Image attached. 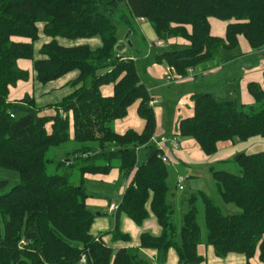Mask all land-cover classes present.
I'll use <instances>...</instances> for the list:
<instances>
[{"label":"trees","instance_id":"obj_1","mask_svg":"<svg viewBox=\"0 0 264 264\" xmlns=\"http://www.w3.org/2000/svg\"><path fill=\"white\" fill-rule=\"evenodd\" d=\"M122 3L133 20L147 19L160 40L188 42L155 54L156 62L173 67L181 77L215 60L223 49L239 47L242 36L253 49L264 47V0H0V169L21 176L8 191V180H0V264H83V255L84 264H151L144 249L157 250L163 261L171 248L179 264H207L200 245L212 246L217 257L242 254L246 264H253L258 253V264H264V150L240 155L241 175L212 169L220 197L241 213L224 214L206 192L196 191L184 199L188 211L178 230L168 199V164L159 157L163 150L152 143L157 128L154 98L135 60L116 49L120 37L113 16ZM211 18L228 22L225 36L212 33ZM39 23H44L43 32L51 40L35 56ZM134 23L127 19L129 30L134 31ZM94 36L101 38L97 48L58 42L59 37ZM19 59L33 60L42 84L79 71L72 83L78 87L56 104L55 114L41 115L30 95L9 101L10 87L30 78ZM106 84H114L113 95L101 93ZM248 86L262 102L259 108H239L236 100H219L212 92L194 93V113L180 119L179 135L194 139L208 156L218 152L221 142L264 137V88L256 82ZM137 102L144 129L116 132L109 124L126 117ZM69 141L76 147L56 163L62 172L51 173L55 160L48 158L49 151ZM144 146L149 149L147 159L137 165V151ZM113 159L127 179L132 176L118 214L142 225L150 215L149 205L162 227L159 236L143 233L139 247L107 245L102 237L111 232L115 241L130 240L118 227L96 237L91 233L96 214L87 204L91 195L86 174L109 173ZM98 160L107 163L97 164ZM199 202L204 207L203 244Z\"/></svg>","mask_w":264,"mask_h":264},{"label":"crops","instance_id":"obj_2","mask_svg":"<svg viewBox=\"0 0 264 264\" xmlns=\"http://www.w3.org/2000/svg\"><path fill=\"white\" fill-rule=\"evenodd\" d=\"M211 19H215V18H211ZM211 19H210V23H211ZM215 20H217V19H215ZM218 21H220V20H218ZM134 22H135L136 26L138 27V29L141 30L142 34L144 35V38L146 39V43H147L148 48H149V52L146 55L142 56L141 58H148L151 50H153L154 48H164L165 45H167L169 43H170V45H173L175 48H178L180 46H186L188 44V42L186 40L173 39L170 42L161 40L165 44L163 47H151L150 45L152 43L157 42L160 39L157 37V34H156L154 28L152 27V25L150 24V22L144 18H140V20H138V18H135ZM38 27H39V37H40V31L42 30V32H43L44 23H39ZM226 29H227V25H226ZM211 31H212V25H211ZM212 33H213V31H212ZM225 34H226V31H225ZM225 34L224 35H217V36H225ZM242 37H240V43L243 42ZM22 38H24V37H22ZM14 39L16 41H30V39H28V38H26L25 40H21V39H19V37H15ZM123 39H126V38H123ZM45 40L46 41H44L38 47L39 50L42 47V45L44 43L49 42L51 40V38L46 35ZM120 40H122V39L120 38ZM125 41H127V40H125ZM246 41H247V39H246ZM246 41L243 42V50H245V51L255 50L250 46L249 42L248 41L246 42ZM98 42L99 41H97V43H95V45L98 44ZM78 45H81V44H78ZM101 45H102V42L100 45H98L96 47H92V48H97ZM72 46H75V45H72ZM131 47L132 48L134 47V42L132 43ZM227 50L228 49H223L221 51L220 56H218L215 60L210 61V62H206V63H203V64L197 66L186 77L180 76V78H177L178 74L174 70L171 73L172 78H174V79L169 80L167 78L169 66H167L166 64L157 62L159 64L154 65V71H150L151 75H149L150 80L153 79L152 81L154 82V84L148 85L149 82H151V81H149L147 84L146 81H144L141 78L142 82L146 85L150 95L154 98L153 101L151 102V104L154 108V111H155L156 121H157V128H156V132H155L154 137L155 136H160V137L161 136H168V139L160 146V148L163 150V154L168 156L170 163H172L174 165L176 164L175 159H178L181 161H183V160L188 161V157L186 155V153H187L186 150L190 151V150L197 149V152L199 153L201 158H206L204 156L205 153L203 152V150L201 149L199 144L194 139H192V138H185L184 139L183 138L182 141H180L178 139L177 136H180L178 133V123H179L180 119L190 117L193 115L194 108H193V101L191 99V96L194 93L212 92L215 95L223 94V96L228 94L229 96H231V98H233L234 92L236 91V89L227 88V87L223 86V83H224V85H225V83L229 84V82H231L232 80L235 79L234 75H230L233 72L230 70L234 67L233 66L234 63L239 61L240 57L235 56V55H226L223 51H227ZM232 50H234V49H232ZM126 51H127V45L119 54L124 56V57L134 59L136 64H137L140 57L135 56L133 54V52H131L130 54L127 55V54H125ZM18 65L20 68L29 71L30 79H31V77H34L35 71H34L33 60L19 59ZM262 65L264 66V62L262 63ZM226 71H230V72L226 73V76H225L226 79L222 83V81L220 80V77ZM247 71H249V70H247ZM78 76H79L78 70L71 71V72L67 73L66 75H64L63 77L47 83L48 85L49 84L51 85L49 88H46V86H47L46 84H44L46 86H42L40 84H37V85L35 84V86H34L31 84L30 79H28L29 81L28 80H20L17 82V84L15 86L10 87L9 101L21 100L26 95H30L31 97H34L36 104L38 105V107L41 108V115L50 116V115L56 113V104H58L60 101H62V99L64 97H66L69 94H71L72 92H74L75 89L78 87V86L75 87L72 85V83L75 81V79L78 78ZM165 76H166V78H165ZM250 76H251V73L246 75V77H250ZM35 78H36V75H35ZM175 80H176L177 84H174L171 87L170 85H171L172 81H175ZM248 83H250V81L242 83V92H243V96H244L246 101H249L252 98L250 92L247 90V84ZM165 86H168V87L170 86L169 89H171L172 92H175L176 93L175 95L179 96L178 98H181V94L183 93L184 94L183 96L187 102L183 105L179 101L176 104V108H174V114L172 115V117L167 112V109H163V108H161V106H156V102L158 101L157 98H159L160 90ZM64 87H65L64 90H66V93L60 99H56L55 97H53V98L50 97L51 94H49V93H53L54 91H58V89H61ZM33 88H34V90H35V88H37L36 94L33 93V91H32ZM183 88H185V89H183ZM213 88H215L217 91L215 89H214L215 91H213ZM225 89H229V93H227ZM101 93L104 96L113 95L114 94V84H106V85L101 86ZM230 100H236V99H230ZM138 105L139 104L137 102V103H134L130 107L135 112L134 113L135 116L133 118H129V120H128V117L130 116V112H131V110H130V112H128V115L126 117H124L125 120L122 121V120L117 119L118 120V122H117L118 123V129L115 130L116 132L123 134L126 131H128L129 129L136 130L137 132H141L144 129L145 120L143 118H141L138 114ZM63 115H65V114H63ZM168 127H170V132L167 130ZM48 129L51 130L50 125L48 126ZM174 140L178 141V148L174 147V145H173ZM236 141L221 142L219 144V149L224 148L227 151H231V148L234 146ZM195 142L197 143L198 146H196ZM152 143H155L154 139H152ZM144 147H146V146H144ZM144 147L139 148L137 152L139 153L141 150L144 149ZM199 148L201 149V151L204 154H201V152L199 151ZM233 149H234V147H233ZM148 150L149 149L147 147L146 153L143 157L145 160L147 159V156H148ZM240 152L242 154V151H240ZM108 175L107 174H101V173H99V174H86V178H87L86 182L88 179H101V180L103 179V180H105L106 178L109 177ZM131 177L128 178L126 187L128 186V184L131 180ZM115 178H113L112 180L114 181ZM125 190H126V188H125ZM87 204H88V206L91 204L92 206H94L95 210L98 211V213L96 214V218H95V221L93 223L92 229H91V233L93 234V236L96 237V236H99L100 234H103L105 232H109V231L111 232L117 227L121 233L128 234L130 236L129 241H125V240H121V239L115 241L113 239V233L112 232L104 235L102 237V239L106 242L107 245L112 246L115 249L122 248V247H139L141 245V235L143 233H150L153 236H159L162 233V227L159 224L156 216L150 210L149 205L147 207L149 212L151 213L149 215V218H147L143 222L142 225H138L127 214H125V213L118 214V212H117L118 209L117 210H111L110 206L114 203L109 202V204L106 206V201H105L104 197H99L98 199L90 197L87 200ZM199 251L201 252V254L206 255L207 264L209 262H210V264H246L247 263V258L244 255L237 254V253H231L228 256H226L224 258V260H221V258H219L215 255L214 249L212 246L200 245ZM143 252L146 253L149 258L156 259L159 264H179V257H178L177 252L174 249H170L168 251L167 257L163 261L159 259L157 250L144 249ZM256 255L258 256V260H259L258 253ZM251 262H252V260H251ZM252 263L258 264L255 262H252Z\"/></svg>","mask_w":264,"mask_h":264},{"label":"rangeland","instance_id":"obj_3","mask_svg":"<svg viewBox=\"0 0 264 264\" xmlns=\"http://www.w3.org/2000/svg\"><path fill=\"white\" fill-rule=\"evenodd\" d=\"M127 19H130L134 22V20L131 18L127 5L125 3H122L119 8V11L113 16V21L119 27V37L122 40H127L126 41L127 51L125 52V54L128 55L131 52H133L135 56L140 57L137 63L139 74L141 78L144 81H146L147 84L149 81H151L149 82L148 85H153L154 84V82L152 81L153 79L150 80L149 75H151L150 71H154V65L159 64L155 61V54L161 52L162 50H173L175 49V47L173 45H170L169 43L165 45L164 48H154L153 50H151L148 58H141L142 56L146 55L149 52L146 39L144 38V35L142 34L141 30L138 29L135 23H134V31L128 29ZM227 23H228L227 21H218L215 19H211L213 33L215 35H224L226 31ZM39 38L40 39H38L34 43L35 56H39L38 47L40 46V44L46 41L45 40L46 35L42 32V30L40 31ZM19 39L25 40L26 38L19 37ZM242 40L243 42L246 41L244 37H242ZM97 41L99 42L98 44L95 45ZM130 41L131 44L129 43ZM58 42L60 44H63L64 46L87 44L91 47H96L101 44V38L99 36H94L89 38H78V39H66L63 37H59ZM133 42H134V47L132 48L131 46ZM243 42L240 43L239 47L234 50L223 51L226 55H235L240 57L239 61L235 62L233 65L234 67L230 70L233 71L232 74L230 75H234L235 79L229 82V84L225 83L224 85L223 81L226 79L225 77L226 73H229L230 71H226L220 77L223 86L230 89H236V91L234 92V96L233 98H231V96H229L228 94L224 96L223 94H217L216 97L219 100L236 99L239 108L248 110V108L251 106L255 108H259L262 102L257 101L256 98L251 94L248 86L249 83L247 84V90L250 92L252 98L251 100L246 101L242 92V83L248 81L256 82L264 88V66L262 65V63L264 62V47L259 50L245 51L243 50ZM179 48H183V47H179ZM117 52L120 53L118 50ZM248 72L251 73L250 77H246V75L249 74ZM177 78H180V76L177 75ZM30 80H31V84L34 86L35 84L36 85L40 84L42 86L47 85L46 88H49L51 86L50 84L44 85L39 81H37L35 75L34 77H31ZM174 84H177L176 80L172 81L170 86L172 87ZM169 87L165 86L160 90V94H159V98H157L158 101L156 102V106H161V108L167 109V112L172 117V115L174 114V108H176V104L179 101L183 105L187 102L183 96L184 95L183 93L181 94V98H178L179 96L175 95L176 93L172 92V90L169 89ZM36 89L37 88H35V90L34 88L32 89L33 93L35 94H36ZM64 89L65 87L58 89V91H54L53 93H49L51 94L50 97L52 98L55 97L56 99H60L66 93V90ZM214 89L215 88H213V91L216 90ZM225 90L227 93H229V89H225ZM129 112H130V116L128 117V120L129 118H133L135 116L134 115L135 112L133 111V109L130 108ZM119 120L123 121L125 120V118H121ZM117 122L118 120H114L109 125L114 130H116L118 129ZM167 130L170 132V127H168ZM162 137L168 139V136H161V137L155 136L154 140L158 142ZM177 137L180 141H182V139L184 138L181 136H177ZM195 144L196 146H198L196 142ZM75 147H76V143L74 141H69L58 148H52L48 153V158L54 159L55 161L49 167V171L51 173L62 172V170H58L56 168V163L62 159V155L64 153L73 150ZM233 147L231 148V151H227L224 148H220L218 152L212 156L205 155L199 148L201 154H204L206 158H201V156L197 152V149L190 151L186 150L188 161L185 160L181 161L174 158L176 160L175 165L170 162L167 163L170 173L168 184L171 187V193L168 199L169 202L174 206L173 220L176 223L179 231L183 225L184 214L188 211V204L187 202L184 201V199L191 196L196 191L206 192L221 208L224 214H238L242 212V210L238 208L236 205L226 204L222 200L217 190L215 180L213 178L212 169L225 170L237 175H241L242 168L237 159L241 155L240 151H242V153H255L264 150V137L257 136L248 141L237 140ZM146 150L147 147H144V149L138 153L137 165H141L145 162V159L143 157L146 153ZM96 163L106 164L107 162L106 160H98L96 161ZM110 163L112 164V169L109 173H107V175L109 174L108 175L109 177L106 178L105 180L88 179L86 182V187L88 193L91 195V198L98 199L99 197H104L106 201V206L109 204V202H112L116 206H119L122 201L128 179L120 171L118 167L119 162L117 159H113L112 161H110ZM178 175H181L185 178V181L183 183L184 185L183 190H180L177 187ZM113 178H115L114 181L112 180ZM3 179L8 180V186L6 191L10 190L13 186L21 182V176L19 172L10 169L1 168L0 180ZM89 208L93 210L95 214L98 213V211L95 210L94 206H92L91 204L89 205ZM198 221L203 229V242H202L203 244L206 242L205 241L206 228H205V219H204V207L200 202L198 204ZM219 258H221V260H224L225 257H219ZM252 262L259 263L257 255L253 257ZM208 264H210V262Z\"/></svg>","mask_w":264,"mask_h":264},{"label":"built area","instance_id":"obj_4","mask_svg":"<svg viewBox=\"0 0 264 264\" xmlns=\"http://www.w3.org/2000/svg\"><path fill=\"white\" fill-rule=\"evenodd\" d=\"M138 20H140V18H138ZM165 44L163 41L159 40L157 42H154L152 43L150 46L151 47H163ZM168 71H169V74L167 75V78L169 80H172V75L170 73H172L175 69L173 67H168ZM193 69H190L189 72H192ZM154 139V138H153ZM167 139L165 137H162L158 142L155 140V144L160 148V146L166 141ZM173 145L175 148H178V141L174 140L173 141ZM161 149V148H160ZM159 157L163 160V162L165 163H169V158L168 156L164 155V154H160ZM185 181V178L181 175H178L177 177V187L178 189L180 190H183L184 189V183ZM110 209L111 210H117L118 209V206H116L115 204H112L110 206ZM87 262V259H86V255H83L82 256V259H81V263H86ZM151 264H159L158 261L156 259H152V263Z\"/></svg>","mask_w":264,"mask_h":264},{"label":"water","instance_id":"obj_5","mask_svg":"<svg viewBox=\"0 0 264 264\" xmlns=\"http://www.w3.org/2000/svg\"><path fill=\"white\" fill-rule=\"evenodd\" d=\"M131 44V41L129 42ZM127 45V42L125 40H119L116 49L121 52ZM240 157V156H239ZM239 157L237 159H239Z\"/></svg>","mask_w":264,"mask_h":264}]
</instances>
